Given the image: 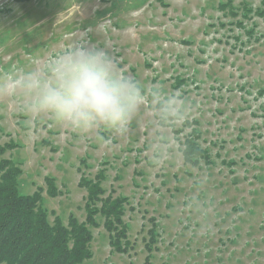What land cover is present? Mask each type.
<instances>
[{
    "label": "rangeland",
    "instance_id": "374dc122",
    "mask_svg": "<svg viewBox=\"0 0 264 264\" xmlns=\"http://www.w3.org/2000/svg\"><path fill=\"white\" fill-rule=\"evenodd\" d=\"M74 41L108 52L145 91L181 92L187 110L179 125L142 111L105 145L0 104V145H13L0 158L22 168L21 192L41 191L51 222L86 219L81 180L99 172L104 197L128 199L132 249L114 251L98 215L81 264H147L150 216L161 234L151 264H264V0H0V76Z\"/></svg>",
    "mask_w": 264,
    "mask_h": 264
},
{
    "label": "clouds",
    "instance_id": "9594fccd",
    "mask_svg": "<svg viewBox=\"0 0 264 264\" xmlns=\"http://www.w3.org/2000/svg\"><path fill=\"white\" fill-rule=\"evenodd\" d=\"M0 104L17 107L33 119L51 120L67 131L127 139L142 111L153 119L182 124L186 97L179 91H145L126 76L108 52L74 41L29 70L0 76ZM102 133H109L104 140Z\"/></svg>",
    "mask_w": 264,
    "mask_h": 264
},
{
    "label": "trees",
    "instance_id": "16d2710c",
    "mask_svg": "<svg viewBox=\"0 0 264 264\" xmlns=\"http://www.w3.org/2000/svg\"><path fill=\"white\" fill-rule=\"evenodd\" d=\"M188 145L186 156L192 161L190 153L198 144L190 139ZM12 147L11 143L0 145V155ZM21 174L22 168L12 159L0 158V264H81L93 255V228L101 226L98 215L103 220L114 251L128 253L134 246L129 237L130 226L125 220L128 199L121 196L104 197L103 172L92 179L83 177L81 185L88 191L86 219L80 221L70 214L67 224L58 215L51 222L40 190L34 193L20 191ZM48 193L56 195L53 178L48 180ZM146 219L148 225L144 247L146 263L151 264L155 253L160 251L161 234L156 217ZM237 234L240 235V232L235 236Z\"/></svg>",
    "mask_w": 264,
    "mask_h": 264
}]
</instances>
